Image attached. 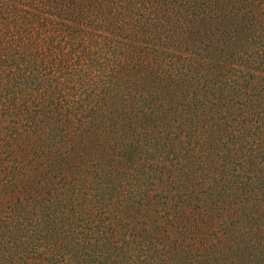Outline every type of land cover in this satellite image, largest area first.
Wrapping results in <instances>:
<instances>
[{
  "label": "trees",
  "instance_id": "obj_1",
  "mask_svg": "<svg viewBox=\"0 0 264 264\" xmlns=\"http://www.w3.org/2000/svg\"><path fill=\"white\" fill-rule=\"evenodd\" d=\"M0 264H264V0H0Z\"/></svg>",
  "mask_w": 264,
  "mask_h": 264
}]
</instances>
